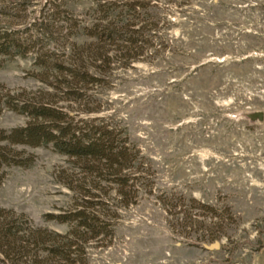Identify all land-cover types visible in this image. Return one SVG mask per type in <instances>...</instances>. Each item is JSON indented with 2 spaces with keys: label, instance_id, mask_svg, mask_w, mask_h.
<instances>
[{
  "label": "rangeland",
  "instance_id": "rangeland-1",
  "mask_svg": "<svg viewBox=\"0 0 264 264\" xmlns=\"http://www.w3.org/2000/svg\"><path fill=\"white\" fill-rule=\"evenodd\" d=\"M51 1L0 6L10 14L4 19L23 23L48 18ZM93 4L66 7L83 17ZM157 10L161 47L116 63L99 89L102 111L89 116L122 129L151 173L136 203L119 209L113 236L89 247L90 264H264V118H249L264 113V0H159ZM33 62L34 54L0 55V83L44 87ZM26 120L5 110L0 128ZM19 148L35 162L5 168L0 206L34 226L67 231L43 215L69 207L71 159L50 147ZM188 213L200 223L183 226ZM214 231L223 236L209 238ZM216 241L217 248L204 246Z\"/></svg>",
  "mask_w": 264,
  "mask_h": 264
},
{
  "label": "trees",
  "instance_id": "trees-1",
  "mask_svg": "<svg viewBox=\"0 0 264 264\" xmlns=\"http://www.w3.org/2000/svg\"><path fill=\"white\" fill-rule=\"evenodd\" d=\"M67 1L52 0L48 18L23 23L4 19L10 14L0 6V55L34 54L35 76L44 85L16 91L0 83V115L9 110L27 118L21 126L0 128V183L6 167L34 164V154L20 146L50 147L71 159L65 184L72 191L67 209L43 215L67 224L65 232L34 226L0 206V264H90L89 247L113 236L119 209L136 203L151 181L145 157L127 134L89 116L102 111L99 89L110 84L116 63L125 67L161 47L159 0H94L83 17ZM183 219V226L200 223L193 213ZM211 233V239L223 236Z\"/></svg>",
  "mask_w": 264,
  "mask_h": 264
},
{
  "label": "water",
  "instance_id": "water-1",
  "mask_svg": "<svg viewBox=\"0 0 264 264\" xmlns=\"http://www.w3.org/2000/svg\"><path fill=\"white\" fill-rule=\"evenodd\" d=\"M249 118L252 119V120H262L264 118V113L261 112V111H258V112H254V113H251L249 114ZM206 248L208 249H212V248H217L219 247V243L216 241L214 242V244H211V245H204Z\"/></svg>",
  "mask_w": 264,
  "mask_h": 264
}]
</instances>
